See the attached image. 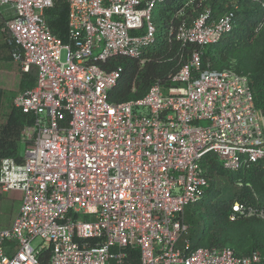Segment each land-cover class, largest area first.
<instances>
[{
  "label": "built area",
  "instance_id": "built-area-1",
  "mask_svg": "<svg viewBox=\"0 0 264 264\" xmlns=\"http://www.w3.org/2000/svg\"><path fill=\"white\" fill-rule=\"evenodd\" d=\"M165 1L0 0L11 61L37 70L35 85L14 99L33 118L21 134L25 155L0 160V190L21 195L12 225L0 230V264H264L257 253L179 247L186 208L210 188L207 157L229 172L264 171V112L249 75L200 68L203 50L233 33L243 0H219L220 12L211 0H184L167 39L181 58L195 48L188 61L167 85L110 100L123 72L117 59L141 69L152 62L153 12ZM251 1L264 10V0ZM58 2L69 5L67 42L46 19ZM258 203L235 202L229 219L264 220Z\"/></svg>",
  "mask_w": 264,
  "mask_h": 264
},
{
  "label": "trees",
  "instance_id": "trees-1",
  "mask_svg": "<svg viewBox=\"0 0 264 264\" xmlns=\"http://www.w3.org/2000/svg\"><path fill=\"white\" fill-rule=\"evenodd\" d=\"M249 1L250 0H243L241 9L237 12L238 20L236 28L230 35L231 37L229 36L230 38L228 41L233 38V41L234 39H242V41L245 42H252L255 39L257 27L264 15H262V10L257 5L251 9ZM183 2L184 0H166L161 5V15L164 20L157 37L158 42L149 53V55L152 56V62L147 63L144 68L141 69L135 60L120 58L115 61L117 65L123 67V72L116 87L110 93L111 101L120 103L139 99L147 93L157 80H160L163 85H167L168 74L171 73V71H176L181 65L180 60H182V62L188 61L189 53L195 48L193 47L185 51L181 58L182 55L178 53L179 45L177 43L170 45L167 39L168 19ZM209 3L212 5L215 12H220V10L223 9V5L219 0H211ZM68 16L69 5L63 2L56 3L54 8L46 11V19L49 27L53 34L63 42H67ZM233 45L234 43L229 44L221 41L218 44L204 49L203 55L201 56L200 68L202 70L212 69L211 65L215 64L216 60L214 52H216L217 48L222 46L221 52H226L230 50ZM0 63H11L17 68L20 76H29L26 84L22 82L21 85L14 90H9L10 88L5 89L0 86V160L12 157L18 162H21L22 157L19 154L21 134L26 126L32 125L33 118L17 109L14 106V99L19 91L22 89H29L35 85L37 70L33 67L28 73H23L16 64L11 62L10 57L9 59L0 61ZM236 71L242 73L240 69ZM248 75L256 106L264 112V63ZM217 163L218 161L213 157H207L204 161V166L211 181L210 187L217 173ZM234 184L237 186L230 189L229 183L227 182L224 188V201H217L211 204L210 200L212 196L210 192L208 197L201 203L186 208L184 219L186 224L189 225V231L179 242V247L185 248V241H188L190 250L198 247L225 248L217 246L220 244L219 239L225 229L233 227L234 231L238 234L235 239L241 242H245L246 239L250 242V247L246 251H242L240 247L226 248L232 249L238 257L257 253L264 258V238L263 230L261 229L264 227V220L259 217H249L238 219L233 223V221L229 219L232 213V206L235 202L254 205L259 201L258 206L264 209V171L261 168H256L244 174L241 181H237ZM253 190L258 194L256 192L254 193ZM204 210H208L206 214L212 219L208 227H206L203 217L200 214V212ZM9 226L10 223L6 228ZM247 231L249 234H247ZM209 240L211 245H203Z\"/></svg>",
  "mask_w": 264,
  "mask_h": 264
},
{
  "label": "rangeland",
  "instance_id": "rangeland-1",
  "mask_svg": "<svg viewBox=\"0 0 264 264\" xmlns=\"http://www.w3.org/2000/svg\"><path fill=\"white\" fill-rule=\"evenodd\" d=\"M249 6L251 9L255 7L257 2H250ZM262 10V15H264V10L259 6ZM7 9H2V13H6ZM153 19L155 24L159 29L162 28L163 20L161 15V6L157 7L153 12ZM239 24V23H238ZM257 34L255 39L252 42H245L241 40H237L233 38L232 40L228 39L231 37H227L224 42L229 44L234 43L233 47L226 52H221L222 46H219L216 50V60L215 64H212L211 68L220 70L223 68H231V69H240V71L244 74H251V72L255 71L260 65L264 63V25L261 27L258 25ZM237 41V42H236ZM236 42V43H235ZM9 51L4 46L2 39L0 37V61H4L5 59H9ZM61 61H67V51L63 50L61 55ZM12 62V61H11ZM13 63V62H12ZM29 76H20L17 68L11 63H0V86L5 89H16V87L20 86L23 82L26 84L28 82ZM27 88V87H26ZM21 90V89H20ZM23 91V89L21 90ZM19 91L18 93H20ZM17 93V94H18ZM19 154L21 157L25 155V146L20 145ZM217 173L215 174V179L213 180L211 187L207 191L206 199L208 194L211 192V200L210 203L214 204L217 201L225 200V191L227 182L229 183L230 189L235 188L237 185L234 184L237 181H241L243 178V174L239 172H229L225 171L219 163L216 164ZM220 177V178H219ZM227 180H225V179ZM211 190V191H210ZM254 191V190H253ZM256 191H254L255 193ZM257 193V192H256ZM258 194V193H257ZM21 195L18 192H10L6 193L0 190V229L6 228V226L14 219L16 216L19 207H20ZM258 200V199H257ZM208 210L201 211L200 214L203 217V221L206 224V227L210 225L212 222L211 217L206 214ZM231 221V220H230ZM235 221H233L234 223ZM263 230V238H264V227L261 228ZM247 234L249 232L247 231ZM237 233L234 231L233 227H229L225 229L222 233L221 238L219 239L220 244L218 247H240L242 251H246L250 247V242L245 239V242L237 241L235 237H237ZM248 236V235H247ZM212 237V236H211ZM210 240L203 245H211ZM40 240H37L35 244H39Z\"/></svg>",
  "mask_w": 264,
  "mask_h": 264
},
{
  "label": "crops",
  "instance_id": "crops-1",
  "mask_svg": "<svg viewBox=\"0 0 264 264\" xmlns=\"http://www.w3.org/2000/svg\"><path fill=\"white\" fill-rule=\"evenodd\" d=\"M17 213H18V212H17ZM16 215H17V214H16ZM15 217H16V216H15ZM15 217H14V218H15ZM13 220H14V219H13ZM13 220H12V222H13ZM11 225H12V223L10 224V226H11ZM10 226H9V227H10ZM9 227H8V228H9Z\"/></svg>",
  "mask_w": 264,
  "mask_h": 264
}]
</instances>
